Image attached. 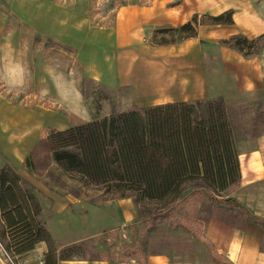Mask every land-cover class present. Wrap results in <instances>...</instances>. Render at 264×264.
<instances>
[{
    "label": "crops",
    "instance_id": "1",
    "mask_svg": "<svg viewBox=\"0 0 264 264\" xmlns=\"http://www.w3.org/2000/svg\"><path fill=\"white\" fill-rule=\"evenodd\" d=\"M9 2L7 12L14 17L18 13L31 15L32 26L39 35L56 39L50 33H44V22L55 21L57 26H69L78 39L75 44L66 45L65 48L77 53L74 54L75 59L91 80L108 89H128L130 101L127 109L132 106L144 108L208 100L213 95L211 82L214 85L222 84L223 89L217 94L221 98L232 93L255 94L264 91V47L259 55L247 58L218 44L220 40L235 34H242L249 39L264 34V11L255 0H133L119 8L111 26L101 27L91 25L86 16L55 5L50 0ZM227 10L233 12L231 26L202 25L198 28L196 37L166 46L153 45L149 41V35L156 29L177 28L194 15L217 16ZM8 13L2 10L0 0V35L7 24ZM107 42L112 48L111 64L106 56L102 58L103 62L96 61L97 53L102 51V45ZM77 96L76 99L81 103L80 93ZM0 105L4 107L0 106L3 115L0 118V152L9 163L19 168L39 139L41 128L28 111L7 102L3 104L1 99ZM71 114L73 113L66 115L59 130L80 123L76 120L73 122L72 119L77 118H70ZM254 114L251 113L252 116ZM19 116L27 118V123L17 125ZM82 121H90V116L87 114ZM235 144L240 181L230 197L251 216L264 221V134L252 138L240 134L236 137ZM19 176L33 189L41 207L40 220L47 228L57 252L68 244L82 241L79 238L65 242L61 239L76 232L68 222L73 220L74 215L67 205L72 201L79 202L78 199L60 196L59 188L51 183L44 188L34 187L33 180L20 174ZM130 202L128 199L119 201V204H125L129 208L122 215L125 223L134 214L130 210ZM62 216L64 220L60 218ZM96 233H88L86 237H92ZM202 235L204 241L212 247V253L220 255L226 264H264V228L253 222H248L243 229H236L212 218L202 228ZM46 252L47 245L38 242L31 251L13 259L12 264H43ZM5 258L0 256V264H5ZM57 264L141 263L134 260H74L58 261ZM145 264L217 263L207 255L195 261H170L166 254H149Z\"/></svg>",
    "mask_w": 264,
    "mask_h": 264
},
{
    "label": "trees",
    "instance_id": "2",
    "mask_svg": "<svg viewBox=\"0 0 264 264\" xmlns=\"http://www.w3.org/2000/svg\"><path fill=\"white\" fill-rule=\"evenodd\" d=\"M206 23L231 26L233 12L194 15L177 28L156 29L153 38L164 34L177 40L193 38ZM176 39L161 37L158 42L153 39V44L164 46ZM218 43L245 57L257 56L264 46V34L252 39L235 34ZM81 93L84 95V90ZM240 114L222 98L132 106L105 116H99L97 110L90 121L65 130H48L23 164L34 175L54 164L86 188H102L113 197L131 198L138 206H153L155 210L146 218L145 228H151L148 232L160 224H167L170 232H190L188 226L203 228L212 218L236 229H243L248 222L264 228L263 220L251 216L230 197L240 181L235 141L246 133L237 121ZM245 124H250L252 136L264 134L262 112ZM32 190L13 166L0 163V244L8 256L15 259L44 242L43 264L115 261L101 253L87 258L90 247L86 240L57 252L40 220L41 207ZM147 251L144 242L139 263L145 264ZM167 258L174 261L169 255ZM214 258L218 264L219 256L214 254Z\"/></svg>",
    "mask_w": 264,
    "mask_h": 264
},
{
    "label": "rangeland",
    "instance_id": "3",
    "mask_svg": "<svg viewBox=\"0 0 264 264\" xmlns=\"http://www.w3.org/2000/svg\"><path fill=\"white\" fill-rule=\"evenodd\" d=\"M9 1L11 0H1L2 10L6 13H8ZM50 1L86 16L91 25L101 27L111 26L119 8L133 0ZM255 2L264 11V0H255ZM15 16L17 18L8 13L7 24L0 35V99L3 104L7 102L32 114L33 120L41 128L39 139L44 138L48 130L62 128V121L70 112L73 113L70 118H77L72 119L73 122H83L82 119H86L87 114L91 120L97 110H99V116H105L114 111L127 109L130 101L128 89H108L101 83L93 84L87 81L90 78L75 59L74 54L77 53L65 48L66 45L75 44L78 39L69 26H57L55 21L42 24L44 33L53 35L56 38L55 41L50 36L39 35L34 31L33 19L28 13H18ZM202 25L215 27L207 23ZM154 32L155 30L149 35V41L152 44L153 39L154 42H158L161 41V37L167 41L176 39L168 34L153 38ZM178 41L181 40L176 39L173 43ZM101 50L97 53L96 61H102L105 56L110 61L112 48L109 43L102 45ZM211 87H213L211 99L221 98L217 97V94L222 91V84L214 85L211 82ZM81 90H84V95ZM78 93L81 95V103L78 102V98L76 99ZM222 99L241 113L237 121L243 127L242 130L246 132L242 136L254 137L249 134L250 124H245V122L259 112L264 114V91H258L255 94L232 93ZM0 106L4 108L3 105ZM251 113L255 114L252 116ZM0 114V118H3L1 112ZM24 123H27V118L17 117V125ZM5 162L9 163L0 152V163ZM15 170L17 174L33 180L34 187L44 188L51 183L59 188L60 193L63 194L60 196H66L67 199H78L79 202L72 201L67 205L74 215L73 220H68V222L71 223L72 230L76 232L61 239L64 242L75 238L86 240L85 242H88L90 247V251L85 253L87 258L101 253L112 260L138 262L141 261L143 255L141 253L142 244L146 242L148 243L147 255L166 254L174 261L197 260L203 255H207L212 260L215 259L212 247L203 239L202 228L196 225L188 226L190 232H170L167 230V224H160L156 229L148 232L151 228H145L148 222L146 218L149 212L155 210L153 206H138L131 198L113 197V194L105 192L102 188H86L76 177L63 174L53 164H49L46 171L41 170L36 173L37 177L33 176L24 164ZM127 199L131 201L132 209L130 210L134 214L132 219L125 223L122 215H125L124 211L129 208L125 204H119V201ZM60 218L64 220L63 216ZM68 228L66 225L67 231H69ZM93 232H97L96 235L86 237L88 233ZM122 232H125L126 239L121 237ZM0 256L6 257L5 264L14 263L13 258L5 253L1 244ZM218 256L219 259H216L218 264H226L221 256Z\"/></svg>",
    "mask_w": 264,
    "mask_h": 264
},
{
    "label": "built area",
    "instance_id": "4",
    "mask_svg": "<svg viewBox=\"0 0 264 264\" xmlns=\"http://www.w3.org/2000/svg\"><path fill=\"white\" fill-rule=\"evenodd\" d=\"M121 234H122L121 237H122L123 239H126L127 236H126L125 232H122Z\"/></svg>",
    "mask_w": 264,
    "mask_h": 264
}]
</instances>
